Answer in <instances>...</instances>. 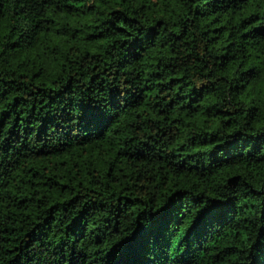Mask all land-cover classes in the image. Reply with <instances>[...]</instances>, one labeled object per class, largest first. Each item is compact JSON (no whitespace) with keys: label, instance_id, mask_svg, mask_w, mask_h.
Returning <instances> with one entry per match:
<instances>
[{"label":"trees","instance_id":"16d2710c","mask_svg":"<svg viewBox=\"0 0 264 264\" xmlns=\"http://www.w3.org/2000/svg\"><path fill=\"white\" fill-rule=\"evenodd\" d=\"M0 264H264V0H0Z\"/></svg>","mask_w":264,"mask_h":264}]
</instances>
